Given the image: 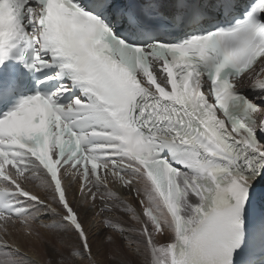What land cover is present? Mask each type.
I'll return each instance as SVG.
<instances>
[{"label":"snow or ice","instance_id":"obj_1","mask_svg":"<svg viewBox=\"0 0 264 264\" xmlns=\"http://www.w3.org/2000/svg\"><path fill=\"white\" fill-rule=\"evenodd\" d=\"M34 224L47 264H99L94 227L118 264H264V0H0V264Z\"/></svg>","mask_w":264,"mask_h":264},{"label":"bare ground","instance_id":"obj_2","mask_svg":"<svg viewBox=\"0 0 264 264\" xmlns=\"http://www.w3.org/2000/svg\"><path fill=\"white\" fill-rule=\"evenodd\" d=\"M74 187L75 188H78V186H74ZM33 190H35L36 192L39 193V190L38 189H33ZM77 195H78V193H77ZM69 198L70 199L72 198L71 194H70V197ZM38 226H40V225H38ZM35 227L33 228L34 231L30 235V237L24 236L23 233H21V231H17L16 228L15 229H12V238H11V240H14L16 242V244L21 248V251L27 254V256L34 262V264H47L45 262V257L47 255L49 256V255H51L53 253V250L51 249V246L52 245L53 246L54 245L56 246V242H58L60 244V246L58 248V251L60 253H65L66 252L65 251V245L61 243L60 239L54 233H52L48 229L43 228V227L40 226V228L42 229V231L41 232L38 231L39 234L37 235L36 228ZM0 235H2V232H0ZM99 239H100V237H99ZM100 240L99 241L97 240L96 242H99L100 243ZM94 241H95V239H94ZM99 243H97L98 246H99ZM28 246H31V247H34V248H32V250L31 249L28 250V248H26ZM53 246H52V248H54ZM93 247H95V246H93ZM96 249L93 248V251L96 252L97 251ZM39 252H41L43 255H40ZM66 254H67V252H66ZM121 259H124V257H121ZM99 264H102V263L99 261ZM114 264H118V260H115ZM140 264H143V258L142 257L140 258Z\"/></svg>","mask_w":264,"mask_h":264},{"label":"rangeland","instance_id":"obj_3","mask_svg":"<svg viewBox=\"0 0 264 264\" xmlns=\"http://www.w3.org/2000/svg\"><path fill=\"white\" fill-rule=\"evenodd\" d=\"M100 218L98 217L97 218V221L99 220ZM36 226V227H35ZM36 228V233H37V235L39 234V232L38 231H42V229L40 228V226H38V224H34L33 225V228ZM97 227H95L92 231L93 232H95V233H97V236H95L94 237V239H95V241H94V239H93V241H92V243L94 244L93 246H95V247H93V248H97L96 250H99V255L97 256V260H98V262L100 261L102 264H114V262H115V260H120L121 259V257H124V259H128V260H134V257H133V255H132V253H129L128 251H126V245H124V246H122L121 245V241H120V238H119V236L118 235H116V236H114V240H115V244L114 245H109L108 244V242H107V236H109V235H112L111 233H108V232H105V231H103L102 230V228H97ZM16 229H17V231H21V233H23V235L24 236H27V237H30V235H28V234H26V232H25V230L22 228V227H20L19 225H17V227H16ZM38 229V230H37ZM99 235V236H98ZM99 237H100V239H99ZM98 238V239H97ZM99 241L100 240V243L99 242H96V241ZM95 242V243H94ZM97 243H99V246H98V244ZM101 245V246H100ZM53 246V245H52ZM52 246H51V249L53 250V253H54V251L56 252H58V253H60L59 251H58V248H59V246H60V244L58 243V242H56V246L54 245L53 247L54 248H52ZM26 248H28V250H32V248H34V247H31V246H28V247H26ZM125 249L124 251H121V249ZM34 250V249H33ZM44 251V250H43ZM53 253L51 254V255H47L46 257H45V262L47 263L48 262V260H49V258L51 257L53 260H55V259H58V256H55V255H53ZM39 254L40 255H43L41 252H39ZM65 256H67L68 255V253L66 254V252L65 253H63ZM42 257V256H41ZM116 257V258H115ZM47 260V261H46Z\"/></svg>","mask_w":264,"mask_h":264}]
</instances>
